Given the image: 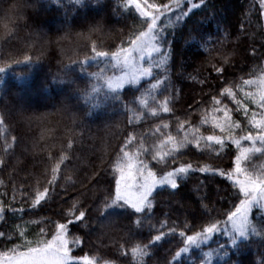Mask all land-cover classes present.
Instances as JSON below:
<instances>
[{
	"label": "trees",
	"instance_id": "trees-1",
	"mask_svg": "<svg viewBox=\"0 0 264 264\" xmlns=\"http://www.w3.org/2000/svg\"><path fill=\"white\" fill-rule=\"evenodd\" d=\"M193 2L197 7L188 17L179 21L175 15L170 17L168 42L171 52L166 74L171 87L165 90L162 85L154 93L157 100L148 99L150 105L157 107L158 118L147 115L142 122L129 124L128 116L131 114H125L123 104L139 95L134 93L135 86H126L131 91L122 103L111 100L96 107V100H103V94L108 90L103 80H92L89 74L104 65L98 66V62L92 60H88L83 68L75 62L71 64V61H83L86 54H91L90 48L83 46L84 41L79 34L87 32L97 23L102 26L103 32L94 34V39L99 37L104 41L103 50H108L110 45L119 46L133 27H139L134 25L138 19L134 10L120 9L124 0H99V3L85 0L84 6L76 4L75 0H0V31L12 33V47L5 55L8 52L15 55L25 45L35 42L26 52L32 57V62L11 65L0 72V119L4 121L0 125V161L3 162L0 163V203L5 208L13 203L18 210L15 216L6 212L5 219L0 220V231L13 234L11 241L0 242V252L8 253V249L17 244L23 245L25 241H32V246L36 247V241L49 240L56 231V224L67 222L61 219V213L68 217L77 198L78 209L82 205L81 210H86L90 219L87 221L88 228L81 227L75 231L70 226L68 239L81 237L80 246H72V253L97 258L101 264L103 261L135 264L131 255L132 246L141 241L148 244L159 234L149 229L150 223L159 228L160 223L166 222L168 227L163 228V232H169L172 226H176L179 232L186 217L189 224L195 218L196 227L188 232L193 234L200 230V212L221 220L227 218L224 213L232 206L230 193L237 189L232 187L231 181L219 175L218 169L231 170L238 153L234 144L229 149L232 155L224 156L222 161L216 158L214 152L205 153L199 163L209 166V172H190L178 181V189L163 187L157 190L153 209L147 214L151 219H145L143 229L134 227L133 216L136 213L120 207L106 210V214L112 216L114 226L101 229L97 219L99 214L95 210L111 181L114 188L113 176L117 175V164L123 162L120 150L125 148L128 135L133 131L137 140L146 137L143 140L145 147H151L154 142L158 144L157 136L165 138L154 131L163 124L169 125V128L163 129L164 133L172 135H176L180 124L193 128L200 126L204 135L213 134L210 123L200 124L205 115L209 121L213 117V96L223 101L221 108L227 105L232 110L233 120L246 125L244 112L237 110L231 97L221 95L225 88H232L234 84L233 91L237 93L242 108L248 109L249 116L258 109L244 96L245 92H258V89L243 86L240 90V87L243 80L264 77V12L260 7L261 0ZM183 10H188L187 3L183 5ZM17 58L23 59V56ZM4 63L5 60H0V66ZM213 64L226 66L227 73L218 74L212 68ZM64 65L69 66L63 68ZM156 71L161 72L163 78V70ZM204 78L211 83V88L200 83ZM225 79L228 83H224ZM92 84H96L101 92L98 96L93 94L92 100L86 102L80 94L85 88L91 91ZM147 86L144 83V87ZM123 92L121 90V95ZM166 99L172 101L169 113L158 107ZM136 107L139 108V105ZM143 112L140 109V114ZM218 115L222 117L223 113ZM214 132L220 134L218 129ZM253 134H256L255 131ZM5 136L8 144L13 145L7 151ZM137 147L134 142L125 150L136 152ZM61 155H68L69 160L61 165L57 195L33 208L31 200L22 199V193L27 190L34 196L37 189L43 191ZM140 158L155 163L150 156ZM251 159L258 166L264 157L253 156ZM184 160L191 161L192 157H184ZM69 176L75 186L68 181ZM93 179L99 182L92 183ZM202 203L208 205L207 210ZM139 215L144 219V213ZM41 227L45 229L44 236L40 235ZM129 228L133 229V239L127 247L121 248ZM21 230L26 233L23 240L17 238ZM85 233H89L87 238ZM227 241L226 236L216 233L206 244L192 245L177 257L176 253L184 246L182 240L178 235H167L149 248L150 255L144 260L146 264H256L264 253V247L250 245L237 249ZM244 243L243 239L238 241V244ZM223 244L227 256L223 255L224 250H216L218 245ZM20 250L26 251L23 247ZM209 251L213 254L206 257Z\"/></svg>",
	"mask_w": 264,
	"mask_h": 264
},
{
	"label": "snow or ice",
	"instance_id": "snow-or-ice-1",
	"mask_svg": "<svg viewBox=\"0 0 264 264\" xmlns=\"http://www.w3.org/2000/svg\"><path fill=\"white\" fill-rule=\"evenodd\" d=\"M91 2V0H88ZM99 3V0H95ZM76 4L85 5V0H75ZM191 4L187 11L183 10V5ZM197 7L192 3V0H124V4L120 9L134 10L137 16V21L127 34V39H122L119 46H108V50H103L104 41L99 37L94 39V34L103 32L102 26L97 23L92 26L85 33H80L79 38L84 41V47L90 48V55L86 54L83 61L73 60V62L80 65L81 68L87 63L88 60L98 62V66L103 64L104 67H99L96 72L90 73L92 80H103L107 87L103 100H96L94 106L99 107L100 104L116 100L117 102L123 101L127 96L128 91L131 89L126 86H135L134 93H139L135 99L124 103L123 107L125 114L128 116V123H140L144 117L151 115L158 118V109L148 103L151 98L153 102L157 100L154 94L163 85L165 90L171 87L170 78L167 73V63L170 58L171 48L168 42V30L170 28V17L176 16V19L182 20L188 17L192 9ZM260 7L264 9V0H261ZM35 42L32 41L25 45L23 50H18L15 55L5 52L12 47L11 37L4 40L0 44V60H5L3 66H0V72H4L11 65H19L24 62H32V57L26 54L27 49L32 47ZM22 55L23 59L17 58ZM227 65V60H225ZM69 64V65H71ZM69 65H64L63 68ZM212 68L218 74H226L228 69L226 66L217 67L215 64ZM156 70H163L165 73L161 78V72ZM109 71L112 72L109 75ZM150 78V79H146ZM147 87H144V83ZM155 81V82H152ZM203 86L211 88L212 85L207 78L200 81ZM224 83H228L225 79ZM243 86L255 87L258 92H245V98L250 102L255 103L257 108L260 109L258 113L248 114L247 108H242L240 100L237 99V93L233 91L236 87L234 84L232 88H225L221 93L222 96L231 97L236 103L237 110H242L245 114L246 125L244 122H236L232 119V110L224 105L222 100L215 99L213 96V117L211 121L207 115L200 121L201 125H208L210 123L213 129V134L204 135L200 126L189 127L186 124H180L176 129V135L170 132L164 133L163 129L169 128L168 124H163L161 127L155 129V132L161 133L165 138L161 139L157 136L156 139L159 143H153L151 147H145L143 137L137 140V134L133 131L128 135V141L125 148H130L134 142L138 144L136 152H129L122 148V163H118L116 167L117 175L113 176L114 188L112 181L108 184L106 194L100 206L95 210L98 212L97 219L100 222V228H107L114 226L112 216L106 214L107 209L113 207L131 209L136 213L134 227L136 229H143L145 226V219L148 218V213L153 209L154 193L163 188L176 190L180 187L179 180H183L190 172L192 173H207L209 166H201L199 161L206 152L216 153V158L223 160L224 156H231L230 145L234 144L239 154L235 155L233 165L228 168H219L218 172L221 177L231 181L232 187L237 189L236 192L230 193L232 198V206L227 210L224 215L226 219L221 220L210 214L205 215L204 212L199 213V219L202 221L200 230L188 234L194 227H196L197 219L192 218V223L189 224L188 218H185L182 230L177 232V227L172 226L169 232L162 231L163 228L168 227L166 222L160 223L159 228L155 224H149V229L158 231L159 234L154 237L148 244L142 241L135 243L131 248V255L135 259V264H146L144 257L150 255L149 248L156 242L161 241L165 236L178 235L183 243V247L176 253L178 257L181 252H187L192 245L206 244L213 238V234L220 233L228 238V243L237 249L250 245H257L264 247V163L253 166L252 171L242 167V163L247 161L250 154L259 153L264 157V77L256 80L247 79L243 80L240 90ZM121 90H124L121 95ZM101 89L96 84L91 85V91L85 88L80 96L86 102L91 101L93 94H100ZM174 92V89H173ZM174 99V96H173ZM171 100L166 99L162 105L158 107L163 112L169 113L171 111L169 104ZM139 105V108L136 105ZM140 109H143V114H140ZM223 116H219V113ZM4 121L0 119V125ZM135 127V125H134ZM219 130V135L215 134L214 130ZM235 130V134L234 133ZM255 131L256 134H253ZM183 133V135H181ZM16 138L13 137L15 142ZM242 141L250 142V146L244 147ZM6 151L11 149L13 145H9L7 137H4ZM72 147L71 144L68 145ZM151 157V163L140 157ZM192 157L191 161H185L184 157ZM69 160L68 155H61L59 161L52 168V178L48 181L47 187L43 191L36 190L34 196L27 190L22 193V199L31 200V205L35 208L41 205L42 201L47 202L54 198L56 193V185L61 173V165ZM0 163H3L0 161ZM157 169V170H154ZM215 175V172L213 173ZM97 177L99 174H96ZM237 177L235 180L233 177ZM243 177V178H240ZM68 181L75 186L72 177L69 176ZM98 179H93L92 183H98ZM83 184V181H81ZM67 188H65V191ZM83 195V193H81ZM15 197H13V201ZM203 200V198H202ZM79 198L71 205L70 214L64 217L61 213V219H66V223H57L56 231L52 235L51 240L41 239L36 241V247L32 246V241H25L23 245L17 244L8 249V253L0 254L7 260V264H101L97 258H90L88 255L76 256L72 253L70 245L79 247L81 244V237L75 236L71 240L68 239L70 235V226L73 230L79 231L81 227L88 228V220L90 219L86 210L78 209ZM202 207L207 210L208 205L202 203ZM17 208L13 203H9V207L5 208L3 203H0V220L5 219V213L10 212L13 216L17 213ZM23 211V209H20ZM78 211V214H77ZM140 213H144V219L140 218ZM133 217L129 220L130 224L133 222ZM32 223L39 224V221H32ZM45 229L40 228V235L44 236ZM89 233H85V238ZM26 236L24 231L19 232L18 239L23 240ZM255 238V239H250ZM13 239V234L0 231V242H7ZM133 239V229L129 228L127 239L121 245V248L127 245ZM243 239L246 243L238 244V241ZM21 247L26 251H21ZM225 244L218 245L216 250H224ZM215 250V251H216ZM83 251V249H81ZM212 251L207 252L206 257L212 256ZM223 255L227 256L228 252L223 251ZM103 264H111L109 261H103ZM256 264H264V253H261L260 259Z\"/></svg>",
	"mask_w": 264,
	"mask_h": 264
},
{
	"label": "rangeland",
	"instance_id": "rangeland-1",
	"mask_svg": "<svg viewBox=\"0 0 264 264\" xmlns=\"http://www.w3.org/2000/svg\"><path fill=\"white\" fill-rule=\"evenodd\" d=\"M192 3H194L193 2V0H192ZM195 4V3H194ZM189 7H191V4H188V8ZM263 12H264V9H263ZM257 108V107H256ZM258 110V111H257ZM256 110V113H258L259 111H260V109H257ZM242 145L244 146V147H248V146H250V142H245V141H242ZM237 154H239V153H237ZM253 156H260V154L259 153H254V154H250L249 155V158H248V160L247 161H244L243 163H242V167L243 168H245V169H247L248 171H252V169H253V166H256L255 164H256V162L254 161V159H251ZM262 161V160H261ZM250 162L252 163L251 165H250ZM262 163H264V160L262 161V162H260V164H262ZM259 164V165H260ZM258 165V166H259ZM258 166H257V168H258ZM237 177H233V179L235 180ZM240 178H243V177H240ZM216 234V233H215ZM214 235V234H213ZM52 238V237H51ZM51 238L49 239V240H51ZM70 247H72V245H70ZM0 254H3L2 252H0ZM9 256L11 255V253H9L8 254ZM0 264H7V260H6V258H4L2 255H0Z\"/></svg>",
	"mask_w": 264,
	"mask_h": 264
},
{
	"label": "clouds",
	"instance_id": "clouds-1",
	"mask_svg": "<svg viewBox=\"0 0 264 264\" xmlns=\"http://www.w3.org/2000/svg\"><path fill=\"white\" fill-rule=\"evenodd\" d=\"M11 35H12V33L5 34L4 32L0 31V41H4V40L8 39V37H10Z\"/></svg>",
	"mask_w": 264,
	"mask_h": 264
}]
</instances>
